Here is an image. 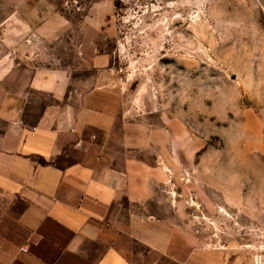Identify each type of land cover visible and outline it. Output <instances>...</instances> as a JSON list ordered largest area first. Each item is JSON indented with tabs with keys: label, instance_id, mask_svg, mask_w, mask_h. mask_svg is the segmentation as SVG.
<instances>
[{
	"label": "crops",
	"instance_id": "crops-1",
	"mask_svg": "<svg viewBox=\"0 0 264 264\" xmlns=\"http://www.w3.org/2000/svg\"><path fill=\"white\" fill-rule=\"evenodd\" d=\"M45 5L0 0V264H218L161 217L152 126L104 89L95 20Z\"/></svg>",
	"mask_w": 264,
	"mask_h": 264
},
{
	"label": "rangeland",
	"instance_id": "rangeland-1",
	"mask_svg": "<svg viewBox=\"0 0 264 264\" xmlns=\"http://www.w3.org/2000/svg\"><path fill=\"white\" fill-rule=\"evenodd\" d=\"M42 1L95 20L104 89L152 126L176 236L211 263L264 264V0Z\"/></svg>",
	"mask_w": 264,
	"mask_h": 264
},
{
	"label": "built area",
	"instance_id": "built-area-1",
	"mask_svg": "<svg viewBox=\"0 0 264 264\" xmlns=\"http://www.w3.org/2000/svg\"><path fill=\"white\" fill-rule=\"evenodd\" d=\"M26 251H27L26 248L21 249V252H23V253H26Z\"/></svg>",
	"mask_w": 264,
	"mask_h": 264
}]
</instances>
